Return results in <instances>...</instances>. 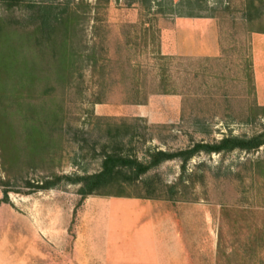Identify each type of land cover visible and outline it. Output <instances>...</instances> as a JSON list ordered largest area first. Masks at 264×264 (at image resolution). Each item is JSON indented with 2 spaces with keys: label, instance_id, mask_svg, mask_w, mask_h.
<instances>
[{
  "label": "rangeland",
  "instance_id": "obj_1",
  "mask_svg": "<svg viewBox=\"0 0 264 264\" xmlns=\"http://www.w3.org/2000/svg\"><path fill=\"white\" fill-rule=\"evenodd\" d=\"M206 5L203 14L215 16L206 18L217 23L220 52L185 56L163 49L165 29H171L168 44L177 48L179 38L186 49L203 48L204 41L188 39L184 25L174 26L179 16L168 11L169 0L110 1L103 12L106 47L113 59L119 49L124 58L111 65L105 79L85 70L83 95L74 91L68 104L67 139L55 165L23 170L22 178L12 179L7 200L0 187V251L6 252L1 264H16V251L18 264H111L118 230L126 229L127 242L134 241V231L150 223L193 227L194 239L211 255L210 226L216 264H264V163L255 164L264 158V147L201 152L186 170L179 158L165 161L145 177L159 185L160 198H137L133 187L130 197L82 198L79 184L64 181L39 191L26 186L51 171L97 172L105 150L145 161L156 150L176 152L264 129V33L253 31L264 28V0L256 2L261 19L254 22L246 19L247 0H207ZM26 14L25 8L4 12L0 5V17ZM204 39L209 46L211 38ZM136 85L142 94L150 92L146 104L134 103ZM99 96L102 102L95 103Z\"/></svg>",
  "mask_w": 264,
  "mask_h": 264
},
{
  "label": "trees",
  "instance_id": "obj_2",
  "mask_svg": "<svg viewBox=\"0 0 264 264\" xmlns=\"http://www.w3.org/2000/svg\"><path fill=\"white\" fill-rule=\"evenodd\" d=\"M110 1L0 0L4 12L16 8H25L27 12L20 19L8 15L0 17V187L3 200L8 199L9 189L16 183L12 179L22 178L23 170H44L43 165L53 167L61 158L67 139L68 104L74 91L83 95L85 70L90 69L94 75L98 73L105 79L112 73L108 71L111 65L124 58L119 49L117 58L113 59L106 47L108 31L103 27V12ZM206 2L179 0L175 5L169 0L167 9L170 13L176 11L179 17H215L203 14L208 9ZM247 2L246 19L260 20L261 14L256 15L260 6L256 2L262 4L263 0ZM160 9L162 13L167 11ZM91 22L89 38L86 30ZM253 31L264 33V28ZM133 91L134 103H147L150 92L142 94L139 85ZM94 102L101 103L102 98L99 96ZM261 147H264V129L252 136L225 135L215 142H197L176 152L156 150L145 161L105 150L97 172L68 175L51 171L41 182L28 180L26 186L32 191L50 190L65 181L79 184L82 198L90 195L130 197L128 189L133 187L137 198H160L159 185L145 177L163 162L179 158L182 169L186 170L190 159L201 152H254ZM263 163L264 158L255 161L258 165Z\"/></svg>",
  "mask_w": 264,
  "mask_h": 264
},
{
  "label": "crops",
  "instance_id": "obj_3",
  "mask_svg": "<svg viewBox=\"0 0 264 264\" xmlns=\"http://www.w3.org/2000/svg\"><path fill=\"white\" fill-rule=\"evenodd\" d=\"M177 23H179V28L183 25L186 27L188 32L186 31L185 36L188 39L192 38L191 40H193L195 37H202L204 46L201 48L195 45V49H186L181 44V38H179V48L172 46V44L169 45L167 37L171 29H165L162 39L163 49L172 47L171 50L167 51L168 54L214 56L220 52L215 19L206 17H179L175 21L174 26H177ZM208 37L211 38L209 46L206 39H204ZM21 226L22 224L19 225V228L22 230ZM34 226L32 224V229ZM206 229L207 242L211 238V255L209 248L204 252V249H201L199 241L194 239L193 234L196 231L191 226L183 227L179 224L163 223L143 224L138 230L134 231V241L129 240L128 242L125 235L127 230L125 229L122 232L118 230L117 237H115L111 264H216L217 245L215 231L214 229L210 231V226H207ZM121 242H124L122 247ZM22 247L23 245L18 247L17 244L16 249L21 250ZM4 256H6V252L0 251V260ZM18 256H20V253L16 251V264H18Z\"/></svg>",
  "mask_w": 264,
  "mask_h": 264
}]
</instances>
